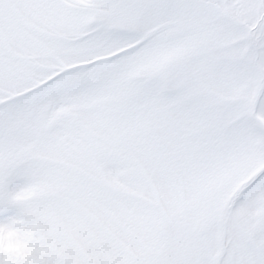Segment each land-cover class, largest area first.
I'll return each mask as SVG.
<instances>
[{
	"label": "snow or ice",
	"instance_id": "obj_1",
	"mask_svg": "<svg viewBox=\"0 0 264 264\" xmlns=\"http://www.w3.org/2000/svg\"><path fill=\"white\" fill-rule=\"evenodd\" d=\"M0 264H264V0H0Z\"/></svg>",
	"mask_w": 264,
	"mask_h": 264
}]
</instances>
